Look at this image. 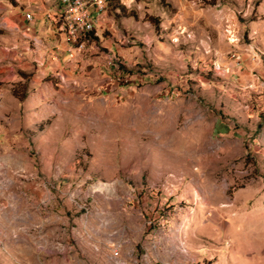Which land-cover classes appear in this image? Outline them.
I'll return each mask as SVG.
<instances>
[{"label":"rangeland","instance_id":"374dc122","mask_svg":"<svg viewBox=\"0 0 264 264\" xmlns=\"http://www.w3.org/2000/svg\"><path fill=\"white\" fill-rule=\"evenodd\" d=\"M115 1L18 107L0 0V264H264V0Z\"/></svg>","mask_w":264,"mask_h":264},{"label":"crops","instance_id":"0c3cea01","mask_svg":"<svg viewBox=\"0 0 264 264\" xmlns=\"http://www.w3.org/2000/svg\"><path fill=\"white\" fill-rule=\"evenodd\" d=\"M28 1V0H27ZM41 1V3H46V0H39ZM48 1V0H47ZM22 4V3H20ZM34 4H39L38 2H35ZM24 8L26 6L25 3H23ZM21 6V5H20ZM30 6V5H29ZM0 10L8 12V6L5 5L4 3L0 4ZM26 9V8H25ZM27 10V9H26ZM25 11V10H23ZM16 14V21L13 19V21H10V19L8 18H4L3 22L8 23V22H15L13 28L14 30H18L22 28V39L25 42V46L23 47L24 51L23 52H19L18 51V57L20 60H24V62L26 63V65L30 66V67H26L24 68V70H18V71H23L29 75H31V77L29 78V80L27 81V85H28V91H27V95L24 98V100H22L21 102L18 101L17 99H15L10 91V95L13 98V100L17 103V106L20 107L22 105V103L25 101V99H29L28 93L33 89L30 87V80L33 78L34 74L31 73L29 70L30 68H32L31 70H40L41 68H45L46 67V61L48 60H52L53 63L55 64V66L57 65V68L60 67V62L57 63L61 58L66 56V51H64V49L62 48V34L60 33L59 29H58V25H55L53 22V19L50 17L52 13H50L49 11H46L45 15L42 16V20L45 21L42 22L40 20H38L39 17H35V22L33 24H30L29 27L26 29V31L23 29L22 25H23V19H22V15H19L18 13H13ZM12 18H14L12 16ZM41 19V18H40ZM48 26L50 27V29H48ZM51 30V31H50ZM4 35H1L0 33V44L4 45L6 42H2L4 40ZM11 47V48H10ZM8 48L3 47L1 48L3 51L1 53L2 59H5V57H9V53L11 52V49H17L18 47H20V45H18L17 40L14 39L12 46H10ZM61 54V55H59ZM17 71V77L19 78V81H17L15 84L17 83H25V80H23ZM11 85V88L15 85ZM31 89V90H30ZM10 90V88H9ZM22 169V168H21ZM23 170V169H22Z\"/></svg>","mask_w":264,"mask_h":264},{"label":"built area","instance_id":"2783aa9c","mask_svg":"<svg viewBox=\"0 0 264 264\" xmlns=\"http://www.w3.org/2000/svg\"><path fill=\"white\" fill-rule=\"evenodd\" d=\"M55 4V10L50 17L58 25L59 31L74 44H82L88 41V36L93 37L96 34L95 19L107 7L106 0H55ZM25 19L28 22L35 20L30 13L25 15ZM68 56L73 58L71 50H68Z\"/></svg>","mask_w":264,"mask_h":264},{"label":"trees","instance_id":"16d2710c","mask_svg":"<svg viewBox=\"0 0 264 264\" xmlns=\"http://www.w3.org/2000/svg\"><path fill=\"white\" fill-rule=\"evenodd\" d=\"M109 0H106V3L108 4ZM111 2H113L114 8L115 9H119V10H123V8L117 7L116 6V1L115 0H111ZM152 20V19H151ZM155 25H158V21H154ZM89 38H91V36H88ZM19 76L25 80V83H17L15 84L11 89H10V93L11 95L17 99L18 101H22L24 100V98L27 95V91H28V85H27V81L29 80V78L31 77V75L23 72V71H18Z\"/></svg>","mask_w":264,"mask_h":264}]
</instances>
